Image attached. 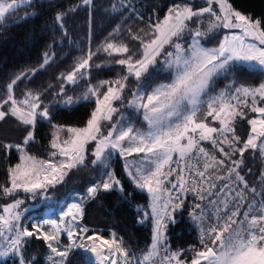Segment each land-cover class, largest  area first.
<instances>
[{"label": "snow or ice", "instance_id": "obj_1", "mask_svg": "<svg viewBox=\"0 0 264 264\" xmlns=\"http://www.w3.org/2000/svg\"><path fill=\"white\" fill-rule=\"evenodd\" d=\"M82 3L91 6L92 0H82ZM22 4L30 5L31 0H0V25ZM75 10L73 7L68 12ZM68 12H58L54 17L63 35H67L63 21ZM28 15L35 16L36 13ZM220 29L239 31L224 35L217 47L208 48L201 43V39ZM186 34L191 38L188 47L180 42ZM130 39L138 42L139 55L130 51L126 43L107 40L96 51H84L70 71L57 77L56 95L61 97L65 108L74 107L81 101L95 105L83 127L53 123L58 113L50 111L44 103L42 97L46 90H29L17 98L14 87L28 74L17 75L0 89V121L14 118L23 132L19 143L0 142V149L5 152L14 149L19 153V163L7 170V182L0 183V196L12 198L11 203L2 206L0 214V257L14 256L18 264H38L27 253L34 238L44 242L49 264H68V256L74 248L93 253L96 264H133L129 251L122 246L123 241L116 233H111V239H105L95 232L89 234L91 230L78 223L84 216L82 203H72L59 221L44 219L33 223L31 229L20 223L22 213L18 209L24 201L18 194L43 195L48 199L49 189L62 185L69 172L84 166L88 145L95 142L90 163L98 165L102 171L99 182L87 189V199H96L100 192L114 188L124 191L121 180L109 170L114 153L124 158L127 175L135 186L152 197L156 226L151 251L143 256L145 262L160 255L158 248L166 239L167 222L173 220L172 213L184 203L178 194L175 197L177 203L173 204L170 193L161 203V193L167 192L165 181L172 188L179 187L182 194L191 192L205 200V193L211 195L217 189L215 179L232 184L238 182V187L243 186L235 195L231 191L228 193L236 203L230 208L229 201L224 199L223 209L217 208L216 222L207 227L202 223V206L195 204L191 218L201 223L199 243L202 249L193 246V255L188 257L185 255L188 250L169 253L165 245V255L153 264H264V198L258 206L255 198L251 202L246 200L244 190L256 193L257 189L250 187L240 172L246 152L264 162V82L255 87L236 86L238 82L233 78L226 89L213 94L217 79L238 71L237 64L264 75V17L244 14L231 0H204V6L196 8L192 6V0H185L173 4L162 20L148 23L147 30L140 29L137 34H131ZM166 46H171L172 50L165 51ZM101 51L112 58L109 63L123 66L124 74L92 84V69L102 67L93 63V57ZM162 52L164 70L172 76L170 82L159 85L151 94H145L142 88L130 89L129 79L141 82L149 68L158 63L157 58ZM53 56L54 53L46 52L40 67L53 62ZM109 63L103 66L108 67ZM81 82L84 88L79 97L66 95L67 85L79 87ZM126 90L133 97L129 106L143 110L147 130L136 129L127 121L109 123L118 111L114 103L124 98ZM238 121L250 126L243 134L237 133ZM38 123H46L53 129L48 159L38 158L28 151L30 144L38 143ZM204 142L209 147H205ZM134 154L143 155L139 160L128 161L127 158ZM174 155H178V161H173ZM190 160L197 163L192 164ZM181 161L185 162L187 178L178 172L177 183L171 184L168 177L173 175L172 164L176 163L178 167ZM221 171L225 175H218ZM247 171L251 172V169ZM260 176V187L264 190V168ZM222 187L229 189L230 185L224 183ZM245 203L247 210L241 212ZM64 233L69 244L61 243Z\"/></svg>", "mask_w": 264, "mask_h": 264}, {"label": "trees", "instance_id": "obj_2", "mask_svg": "<svg viewBox=\"0 0 264 264\" xmlns=\"http://www.w3.org/2000/svg\"><path fill=\"white\" fill-rule=\"evenodd\" d=\"M182 2L185 0H92L91 6H88L83 5L82 0H31L30 5L21 6L10 14V18L6 19L3 25H0V89L17 75L28 74L14 87L17 98H21L23 93L29 90L33 92L46 90L42 97L44 103L49 106L50 111L58 113L53 123L83 127L95 105L89 101H81L74 107L61 106V97L56 95L59 88L57 77L61 73L70 71L75 60L84 51L88 49L96 51L107 40H117L121 37L127 39L130 51L139 55V44L130 39L131 34H137L138 29L146 28L148 23L162 20L169 7ZM231 2L244 14H250L255 18L264 17V0H231ZM118 6L121 9L117 11L115 7ZM192 6L202 7L204 0H192ZM73 7L76 10L68 12ZM58 12H68L63 21L67 35H63L60 27L55 23L54 17ZM29 13L36 15L30 16ZM220 36L221 34L216 35L205 44L208 46L215 44ZM185 39L188 41L190 35H185ZM184 46L187 47L188 43H184ZM46 52L54 53L53 62L41 68ZM111 60L112 58L102 51L96 53L93 63L102 67L92 69V84L99 80H113L124 74L123 66L109 63ZM106 63H109L108 67L103 66ZM161 63L160 68L156 69L158 75H150L151 83L168 77V72L163 70ZM236 67L238 71L217 79L215 91L232 84L233 78L238 82L236 86L239 84L258 86L264 81V75L260 72L248 70L243 65ZM133 80L130 78L129 82ZM49 85L52 87L49 88ZM133 85L137 87L138 83L134 80ZM83 88V82L79 87L67 85L65 93L74 98L79 97ZM129 94L131 95L130 92ZM249 127L246 122L238 121L237 133L243 134ZM2 130H0V142L3 143L2 137L6 138V136L3 135ZM52 131L53 129L46 123H38L36 131L38 143L29 145V154L48 159ZM19 137L22 138L21 135ZM250 155L249 152L245 153V168H250L259 174L261 165H257ZM91 158L93 159V156ZM91 160H87L84 166L73 169L62 185L49 189L47 194L58 200L69 191L83 192L87 184L98 182V167L91 164ZM18 162L19 153L16 150L5 152L0 149V183L7 182L8 168ZM113 166L124 191L120 192L114 188L108 192H100L96 199H88L84 203L82 224L91 230L89 234L95 232L107 239L111 238V233H116L117 238L123 241L122 246L129 251L133 263L142 264L143 256L151 251L155 234V225L148 213L149 196L145 191L138 189L127 176L121 158H116ZM246 178L250 180L252 172ZM259 189L264 198V190ZM1 198L2 196L0 203H5ZM190 209L185 208L172 214L173 220L164 232L166 239L162 240V244L167 245L169 253L188 250L185 255L191 257L193 246L202 249L199 243L200 231L190 218ZM216 209L215 207V211ZM45 251L46 246L43 241L31 239L27 253L34 257L38 264L43 262ZM0 264H18V260L16 257L8 258L0 261ZM68 264L92 263L83 252L73 251L68 257Z\"/></svg>", "mask_w": 264, "mask_h": 264}, {"label": "rangeland", "instance_id": "obj_3", "mask_svg": "<svg viewBox=\"0 0 264 264\" xmlns=\"http://www.w3.org/2000/svg\"><path fill=\"white\" fill-rule=\"evenodd\" d=\"M182 3H184V2H182ZM24 5H27V4H22L21 6H24ZM124 5H126V3ZM120 9H121V7H119V6L115 7V10H117V11L120 10ZM140 29L147 30V27L146 28H139L137 33L139 32ZM238 31H239L238 29H232V30L220 29L217 32H215L214 34H212L210 37L201 39V43L205 47H208V48L217 47L219 45V43L222 42L224 35L230 34L231 32H238ZM218 34H221V36L215 42V44H211L209 46L207 44H205V43H208V41H210L212 38H214ZM115 41L123 42V43H126V44L129 43L127 39H123L122 37L117 39V40H115ZM180 42L183 43V44L184 43H188V45H189L190 42H191V38L188 41H186L185 36H184ZM249 42H254V41L250 40ZM167 49H169L170 51L172 50L171 46H166L165 50H167ZM163 54L164 53L162 52L161 56L157 58L159 64L157 63L154 67H150L149 68V73L147 74V77L142 78L141 82L138 83L137 87H133L134 86L133 85L134 80L129 82V88L130 89L135 91V90H137V88H142V91L145 94H151L152 90L157 88L159 85L166 84V83L170 82V80L172 78L171 73L169 71H167V70H164V67H163V70L168 72V74H167L168 77L166 79L164 78V79H161L160 81H156L154 83H151L152 76H150V75L157 74L156 73V69L160 68L159 65H160L161 61H162L161 64L163 66V59H164V57H162ZM237 65H239V64H237ZM155 77H156V75H155ZM228 85H230V84H228ZM248 86H250V85H248ZM226 87L222 88V89H226ZM253 87H255V86H253ZM222 89H218L217 91H214L213 94L215 95L216 93H218ZM125 93L126 94L124 95V98L121 101H118L117 104L114 105V107H116L118 109V111L113 114V119L109 123H114L115 124L117 122L124 123L125 121H127L136 129H140L142 131L143 130H147V122L143 118V110L142 109L138 110L136 108L130 107L129 106V101L131 99H133V97H132V95L129 94V92L127 90H126ZM60 104H61V106H63L61 101H60ZM249 115H252V114L249 113ZM213 123H215V122H213ZM117 127H119V124H117ZM1 128H3L5 131L2 130ZM0 130H2L3 131V135L6 136V138L4 136L2 137L3 143H19L20 140H21V137H19V135H21V136L23 135L22 130L17 127L15 119L11 118V117L6 118L5 121H0ZM62 136H63V134H62ZM94 143L95 142L90 143V145L88 147V155L86 156L85 162L87 160H89V159L90 160L92 159L91 158L92 157L91 153L94 151ZM204 143H205L204 144L205 147H209L207 142H204ZM225 148L227 150V146L226 145H225ZM209 150L211 151L212 149H209ZM142 155L143 154H134L133 156H130L127 159L130 162L131 161H135V160H139L142 157ZM217 155H218L219 158H223L222 154L217 153ZM250 156H251V159L256 161L257 165H259V164L261 165V170H262V168H264V162H262L256 156H253V155H250ZM118 157L121 158L123 166H124V164H125L124 158L119 156L118 154L114 153V155L112 156L111 161H110L111 169H109V170L114 171L113 162ZM176 159H179L178 155H174L173 156V161H175ZM243 159H245V154H244ZM97 167H98L97 177H98V180H100L99 172L102 171V169L98 165H97ZM244 168H245V160H244V163L241 165L240 172H241V175H244L245 179L247 180L246 176L250 172H248L247 171L248 169L245 168L246 172L244 174L243 173ZM124 169H125V167H124ZM261 170H260V172H261ZM125 172L127 174V170L126 169H125ZM251 172H252V178H250V180L248 179L249 181L248 180L247 181L249 182V186L250 187H256L257 191H256V193H252L248 189H245L244 191L246 193V200L248 202H251L253 200V198H255V204L258 206L259 202L261 201L262 196H263L262 191H260V189H259V188H261L260 187L261 176H260V173L257 174V172H254L252 169H251ZM218 175H225V173L223 171H221V172L218 173ZM98 182H95V183H98ZM214 182L217 185V189L213 190L211 195H209L208 193H205L206 199L199 203L202 206V209H203L204 218H203V222L202 223H203L204 227L207 226L208 222L216 220L217 209L215 211V207L223 209L224 205H223L222 201L224 199H227L229 201V207L230 208H231L232 204L236 203V201H233L231 199V196H229L228 193L231 191V194L235 195V192L239 191L243 187L242 185H239V187H238L237 186L238 182H237V184H232L231 181H221V180H215V179H214ZM95 183L87 184L85 186L83 192H78L76 190L75 191H71V192L69 191V192H67L65 194V196H63L62 198H60L58 200L54 199V197L52 195L50 196L48 194H47V196L49 198L45 199L43 195H37V196L33 197L29 193H22V192L19 193L18 194V198L22 199L24 201V203L20 206V209H18V211H20L22 213L21 221H20L21 225L27 226V227H29V229H31V225L33 223H37V222H39L41 220L48 219L46 217V213H47L48 210L50 212L49 219H54V220L59 221L61 216H62V214H63V212L67 211V208L69 206H71L72 203H82V206L84 208V203L88 200L86 198L87 197V189L89 187L93 186ZM224 183H228L230 185V188L229 189L223 188L222 186H223ZM164 187L167 188L166 181H165ZM143 191H145L148 194V196H149L148 213H149V216L151 215V217L153 219V222H154V225H155L156 217H155V215L152 212V197L146 190H143ZM82 197L85 198L83 201L81 200ZM1 200L5 201V203H3V204L0 203V214H2V206L4 204H6V203H11L12 202V198L11 197H2ZM210 201H214L215 203H210ZM163 202H165V192L161 193V203H163ZM36 203H38V204H36ZM33 204H35V205H33ZM215 204H216V206H215ZM39 205H41V206H39ZM193 208H194V206H193ZM193 208L190 209V215L193 212ZM246 210H247V203H245L243 206H241V212H244ZM196 211L200 212L201 210L200 209H196ZM220 215L221 216L224 215L223 211L220 212ZM209 217H211V219H209ZM242 218L243 217H241V219ZM191 220L195 223V225L197 226V228L200 231L201 223L197 222V221H194L192 218H191ZM78 223L82 224L81 220ZM46 228H47V226H46ZM105 239H107V238H105ZM0 242H2V241H0ZM61 243L62 244H69L70 243V241L67 238L66 233L62 234ZM73 251H81V252H83L85 257L90 261V263L96 264V258H95V255L93 253L87 252L84 249L74 248V249H72L70 254ZM46 252H47V249H46V251L43 254V260H42L43 262L41 264H49V262L46 260ZM8 258H15V257L14 256L0 257V261H5ZM153 261H154V257H153V260H150V261H147V262L143 261L142 264H153ZM133 264H135V263H133Z\"/></svg>", "mask_w": 264, "mask_h": 264}, {"label": "built area", "instance_id": "obj_4", "mask_svg": "<svg viewBox=\"0 0 264 264\" xmlns=\"http://www.w3.org/2000/svg\"><path fill=\"white\" fill-rule=\"evenodd\" d=\"M178 160H179V159H176L175 161H178ZM189 162L192 163V164L197 163L196 160H190ZM200 163H202V161H200ZM172 168L174 169V171H173V175H172L171 177H168V180L171 181V184H176V183H177V180L175 179V177H176V175H177L178 172H179L180 175H185L186 178H187L188 172H187V169H185V162L181 161V162L179 163V166H178V167H177V164H176V163H173V164H172ZM182 169H183L184 171H180V170H182ZM192 175L194 176L195 173L192 172ZM189 182H190V181H189ZM166 185H167V192H165V201L167 200L169 193L171 194V197L173 198V199H172V203H173V204H174V203H177L175 197H176L178 194L181 195L182 198H183V201H184V203H183V207L177 209L176 211H178V210H183V209H185V208H193V206H194L195 204L200 203V202L203 201V200H200L195 194H193V193H191V192H189V193H187V194H182V193L180 192L179 187H177V188H172L171 185L168 184V181H167V180H166ZM172 214H173V213H172ZM171 221H172V220H171ZM171 221H168V222H167V228L169 227ZM213 223H215V222H209V225H211V224H213ZM209 225H208V226H209ZM166 230H167V229H166ZM164 232H165V231H164ZM158 250H159L160 255L157 256V257L155 258V261H159V260L165 255V247H164V245L162 244V241H161V243H160V245H159Z\"/></svg>", "mask_w": 264, "mask_h": 264}, {"label": "bare ground", "instance_id": "obj_5", "mask_svg": "<svg viewBox=\"0 0 264 264\" xmlns=\"http://www.w3.org/2000/svg\"><path fill=\"white\" fill-rule=\"evenodd\" d=\"M49 214H50V212H49V210L47 211V213H46V217L49 219Z\"/></svg>", "mask_w": 264, "mask_h": 264}]
</instances>
